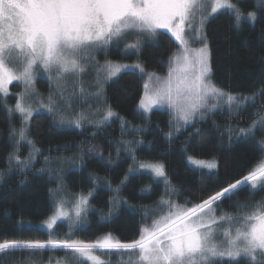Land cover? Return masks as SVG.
Wrapping results in <instances>:
<instances>
[{"label":"trees","instance_id":"obj_1","mask_svg":"<svg viewBox=\"0 0 264 264\" xmlns=\"http://www.w3.org/2000/svg\"><path fill=\"white\" fill-rule=\"evenodd\" d=\"M233 2L244 13L256 11L257 20L253 23L242 17L237 27L230 9L209 20L206 34L211 49L212 80L225 92L247 96L264 87V0ZM126 40L113 44L100 55V60L140 62L146 72L164 75L169 58L180 47L165 31L158 32L153 40H144L136 52H123ZM144 84V75L139 70L125 71L109 81L105 98L119 118L99 128L93 125L85 130L58 128L50 115H35L29 135L40 151L32 159L27 149L16 148L12 134L13 127H21L22 117L9 113L8 104L0 94V172L4 174L0 180V236L42 241L67 238L70 228L64 224L53 230L39 226L55 212L58 202L54 197L58 192L77 196L94 191L88 225L71 229V238L94 241L110 232L129 241L137 235L141 223L148 222L144 213L133 210L132 205L151 207L167 186L163 179L136 170L137 163L162 164L168 180L178 191L179 202H185L186 199L198 201L228 182L241 179L264 155L258 143L264 139V132L241 137L238 131L256 119L257 112L264 111V95L258 94L255 101L242 102L243 108L233 114L219 111L213 118L198 121L184 130L169 111L156 109L150 115L140 111ZM12 90L15 92L18 87L13 85ZM8 102L14 105L12 100ZM90 146L104 152L99 156L85 154ZM131 150L134 155L130 154ZM13 152L27 162L26 166L18 165L15 160L9 162V154ZM189 157L216 160L218 168H198ZM107 158H111L109 165L105 163ZM262 199L264 191L246 187L231 200L222 202L223 211L237 215L234 207L237 202L252 204ZM3 259L8 264L64 261L77 264L70 250L63 249L33 254L25 251Z\"/></svg>","mask_w":264,"mask_h":264},{"label":"snow or ice","instance_id":"obj_2","mask_svg":"<svg viewBox=\"0 0 264 264\" xmlns=\"http://www.w3.org/2000/svg\"><path fill=\"white\" fill-rule=\"evenodd\" d=\"M225 8L232 10L237 27L242 17L246 16L253 23L257 20L256 11L244 13L231 0H0V94L6 97L8 85L14 80L25 85L14 108L22 117L21 127L12 128L13 136L18 137L16 143L26 140L38 151L34 141L29 139L32 105L25 103V98L34 94L32 85L37 65L49 72L55 70L57 81H62L68 74L85 72L81 61L86 53L107 50L109 45L119 44L132 33L155 36L157 30L165 29L180 46L169 58L164 78L146 73L140 63L130 66L106 61L109 77L128 67L146 74L144 97L138 105L142 112L167 104L174 109L178 122L187 123L197 113L202 116L205 109L215 108L221 100L236 108L242 102L255 101L258 94L264 95V87L247 96L233 95L217 87L212 80L206 23ZM190 41L201 46L191 47ZM138 48V37L134 43L124 46L125 52ZM78 87L83 93V85ZM47 99L46 105L43 99L38 102L52 112L56 102L51 95ZM8 111L11 114L13 109ZM60 115L63 122V114ZM114 115L108 107L98 123ZM81 119L82 114L73 123L80 127ZM238 131L241 137H254L257 131L264 132V111L257 112L256 119ZM258 143L264 154V139ZM12 160L22 166L27 163L15 152L9 154V162ZM193 163L208 169L218 168L215 161L193 160ZM140 167L150 169L155 178H163L167 192H176L162 164H141ZM3 175L0 172V180ZM246 187L264 191V155L241 179L228 182L198 201L186 199L181 205L161 197L157 202L158 212L146 214L150 223L142 222L137 235L129 241L110 232L94 241L73 239L71 226L64 239L42 241L0 236V264H8L3 257L45 249L70 250L76 259L84 258L91 264H111L110 259L102 260L96 255L97 250H106L109 257L116 255L117 264H219L224 258L231 264H240L241 257L247 258V264H264V199L252 204L237 202L234 205L237 215L223 211L222 202L231 200ZM87 203V197L80 195L75 203L76 221ZM56 207V214L47 222L49 229L58 219L69 217L63 203ZM220 225L227 226L219 227L218 232ZM218 234L223 237L219 243Z\"/></svg>","mask_w":264,"mask_h":264},{"label":"rangeland","instance_id":"obj_3","mask_svg":"<svg viewBox=\"0 0 264 264\" xmlns=\"http://www.w3.org/2000/svg\"><path fill=\"white\" fill-rule=\"evenodd\" d=\"M231 2L234 3L233 0H231ZM226 9L227 8L221 9L216 14H218L222 10H226ZM216 14H214L212 17H214ZM212 17H210L209 20ZM209 20L206 23V28H207V24H208ZM160 31L167 32V30H165V29H159V30H157V33ZM155 36L132 33L128 37L129 40H126L123 43V52H125L124 46L126 43H128V41H130L129 43H134L138 37L139 38V48L138 49H130L125 53H130L132 51H134V52L138 51L140 49V46L143 44L144 40L145 41L146 40L147 41L153 40ZM114 44H116V43H114ZM112 45H109L107 50L109 48H111ZM116 45H118V44H116ZM190 45H191V47H200L201 46L199 43H197L195 41H190ZM107 50H94L90 53H86L85 58L81 61L82 66L85 68V72L82 74H79V75L68 74L66 79L59 81V82L57 81L55 70L49 72V71L44 70L40 65H37L34 69V82L32 85V88L34 89V94L27 96L25 98V103L26 104L31 103L32 109H33L30 122L35 115L43 113V114H48L52 118H54L53 119L54 123L56 124V126L58 128H63V129L73 128V129H82V130L84 129L85 130L86 126L93 125V127L99 128V127L105 126V124H110L111 123L110 121H112L114 118H119L118 114L115 113V115L113 117H111L110 119L104 121L103 123H98L99 121L102 120V118L105 114L106 108L110 107V105L107 103L106 98H105V91H106L107 83L109 81L115 79L121 73H123L125 71L139 70V69L134 68V67L121 68L120 72L117 75L109 77L107 75L108 70L105 67V65H106V61H112V60L104 58V60L101 61L99 58L100 55L103 54L104 52H106ZM178 51H176V53ZM112 62L121 64V65H130V66L135 65L136 63H140V62L124 63V62H115V61H112ZM146 73H148V72H146ZM142 74L144 75L145 83H146L147 82V76L145 73H142ZM157 75L161 78H164L167 76V72L164 75L163 74H161V75L157 74ZM13 85H16L18 87V90L15 92L12 90ZM79 85H83V93L80 92L79 87H78ZM8 89H9V91H8V95L6 97L2 94L4 99L6 100V102L8 104L7 106L9 108L13 109L12 114H19L20 115V113L16 112L14 110V108H15V104L18 102V99H19L18 94L24 92L25 85L22 81H15L14 80L8 85ZM50 95L52 96L53 100L56 102V104L54 106V111H52V112H49L47 107L41 106V104L38 102L39 100L43 99L44 104L46 105L48 103L47 98ZM9 99L14 102L13 103L14 105H11V106L9 105V102H8ZM209 103L211 104V103H213V101H209ZM241 108H243L242 103L240 104L239 108H236L234 106L229 107V105L225 101L221 100L219 103H217L215 108L205 109L203 111L202 116L199 113H197L187 123H185L183 121L178 122L176 119V114H175L174 109L169 107L167 104H165L163 106H153L152 110L150 112H147V113L142 112L141 109H140V111L146 115H150V113L156 109L169 111L173 114L174 119H175L176 123L179 125V127L185 130V129L195 125L198 121H206V120L210 119L211 117L213 118L214 114L219 113V111L220 112L230 111L229 113L233 114V113L237 112V110H240ZM60 113L63 114V122H61ZM81 114L83 115V119H81L80 127H77L73 123V121L80 118ZM30 122H29V125H30ZM15 138H16V140H14L15 145H16V148L18 150L21 151V149L23 150V148L27 149V153L31 154V157H30L31 159H32V157H36V155H37L36 153H38L40 150L38 149L35 142H34V147H35V149H38V151L34 150L33 145L28 144L26 140L20 141V143L17 144L16 141H17L18 137L15 136ZM29 139H31L30 135H29ZM131 147H133V146L131 145ZM133 148L135 150V147H133ZM138 148L139 147H136V150ZM121 151L123 152L124 149H121ZM103 152L104 151L99 150L97 148V146H90L89 149H86L85 154H89V155L97 154L99 156ZM120 153L117 156H119ZM130 154L134 155L133 150H131ZM124 155H126V152ZM110 159L111 158H107L105 163H107L109 165L111 163ZM193 160H200V159L192 158L190 160V162L193 166H196L198 168H206V167H202V166H199V165L193 163ZM201 161H205V160H201ZM212 161L216 162V160H212ZM141 164H144V163H141V162L137 163V165H136L137 169L136 170L147 171L150 174H152L150 169L141 168L140 167ZM145 164H156V163H145ZM206 169H208V168H206ZM152 175L154 176V174H152ZM157 179H163V178H157ZM167 187L168 186L165 187V193L163 194L162 197H164L165 199L170 198V199L174 200L176 203L183 205L185 202H179V199H178L179 194H177L178 191H176L175 193H169V192H167ZM93 192L94 191L90 192V195H89V193H81V194H78L77 196H73V195L70 196L71 194L66 193V192H58L57 195L54 197L55 201H57L58 203H63L64 210L69 213V217L58 219L55 222V224L53 225V227L51 229H49L47 227V222L56 214V212H57V207H56L55 212L47 220H45L43 223H41L39 226L42 228L48 229V230H53L58 224H64L66 227L71 226V229H73V228L76 229V228H81V227L84 228L85 226L88 225V214L91 211H93V207L91 206V203H90L91 198L93 196ZM80 195H84L85 197H87L88 203H87V205L84 206V211L81 212V217H80L79 221H76V219H75V203L77 202ZM160 199L158 201H160ZM157 202H156V204L151 205V207H149V206L146 208L140 207L141 209L135 207L134 205H132V207H133V210L141 211L142 213H144V217L146 218V214L151 215L154 212H158ZM147 223H150V221H148ZM226 226L227 225L218 226V232H219V227H226ZM222 240H223V237L219 236V234H218L217 235V242L219 243ZM46 250H50V249H45L44 251H46ZM56 250H58V249H56ZM59 250H61V249H59ZM105 251L97 250L96 255L100 256L102 260H109L110 259L111 264H117V256L113 254V255H111V257H109L108 255L105 254ZM73 258H74V260L77 261L76 262L77 264H91V261H87L84 258H81L79 260L76 259L74 256H73ZM223 260H227V258H224ZM240 260L247 261V258L241 257ZM221 262H222V260L219 263H221ZM70 263H72V262H70ZM59 264H69V263L64 261V262L59 263Z\"/></svg>","mask_w":264,"mask_h":264},{"label":"flooded vegetation","instance_id":"obj_4","mask_svg":"<svg viewBox=\"0 0 264 264\" xmlns=\"http://www.w3.org/2000/svg\"><path fill=\"white\" fill-rule=\"evenodd\" d=\"M219 264H231V262L228 261V259H227V260H222V262ZM240 264H247V261L240 260Z\"/></svg>","mask_w":264,"mask_h":264}]
</instances>
